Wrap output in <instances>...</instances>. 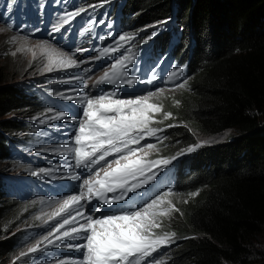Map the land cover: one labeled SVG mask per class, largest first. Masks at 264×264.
I'll use <instances>...</instances> for the list:
<instances>
[{"label": "trees", "instance_id": "trees-1", "mask_svg": "<svg viewBox=\"0 0 264 264\" xmlns=\"http://www.w3.org/2000/svg\"><path fill=\"white\" fill-rule=\"evenodd\" d=\"M27 4L0 0V23H23L31 15L18 9ZM125 11L127 27L136 32L175 18L173 34L158 31L153 37L160 49L169 47L157 50L178 58L187 74L185 87L161 110L163 122L175 126L164 127L163 142L148 158L165 159L203 137L230 135L178 162L184 175L176 174L170 197L178 211L161 218L158 234L175 233L174 243L180 244L162 264H264V250L256 248L264 235V0H127ZM2 62L0 166L24 163L26 151L50 144L43 141L49 128L42 127L52 123L58 93L66 92L58 83L63 73L54 85L43 77L15 82L23 76L15 71L13 76ZM167 113L172 115L165 119ZM22 134L26 137L19 138ZM29 180L0 174V264H8L21 242L42 232L21 229L23 222L16 219L26 204L21 202L42 191ZM43 253L30 256L27 264L45 263Z\"/></svg>", "mask_w": 264, "mask_h": 264}, {"label": "snow or ice", "instance_id": "snow-or-ice-1", "mask_svg": "<svg viewBox=\"0 0 264 264\" xmlns=\"http://www.w3.org/2000/svg\"><path fill=\"white\" fill-rule=\"evenodd\" d=\"M80 11L61 17L60 23L54 26L53 31L60 32L65 24L80 15ZM11 27L12 25H8L9 30ZM90 30V28L85 29V31ZM3 31L5 29H0V32ZM154 35L155 33H152L143 42L147 43ZM21 39L25 43L20 44L11 54L15 56L17 52H28L35 60L36 49H39L45 61L40 69L41 74L78 69L82 64L89 62L88 60L78 61L74 58L75 53L61 51L47 41L33 48L27 46V36ZM106 39L109 37H101V43ZM133 41H136L135 33H122L114 43L99 49L97 55L91 58L93 61L101 59L112 61L103 69V74L95 80L93 87L111 84L118 89L121 85L132 87L137 84L139 77L130 75L134 73L136 54L127 47ZM10 42L16 43L17 37L13 36ZM136 42L139 43V41ZM121 49L129 54L119 57L113 55ZM88 71V68L83 69L84 73ZM180 72H183V69H180ZM176 78L178 73L173 71L167 80L173 81ZM89 79L91 78L74 73L70 82H79L80 89H73V91L87 89ZM155 79L157 77L153 75L147 82L151 83ZM186 83L185 80L177 87L183 88ZM163 92L164 89L161 88L133 98H120L115 90L101 92L96 96L87 92H83L80 96L58 93L61 99L74 101L82 108L81 118L72 121L77 126L71 135L70 144L61 145L57 150L61 156H71L74 165L69 166L73 170L67 175L57 176L53 169L40 168L30 171V175L51 177L54 180L81 181L78 185L80 191L78 194L67 195L56 201V206L51 212H45L34 218L41 220L45 225L53 220L58 222L46 235L20 250L12 264H17V261L25 262L30 256L47 252L50 246L84 250L80 259H59L55 261V264H145L147 259L153 257L159 249L174 242L175 233L158 234L156 232V229L161 227V218L169 216L172 211H178L170 199L175 195L172 189L169 188L149 197L138 206V197L148 196V192L151 191L146 186L156 180L159 175L156 170L162 171L171 163V159H149L151 151L157 150V145L155 143L141 144V141L147 138L161 140L158 133L163 129L153 128L151 125L162 122L154 119V114L162 110V105L153 103L152 99L163 95ZM176 103L178 104L179 101ZM52 112V108L47 109V113ZM171 115L167 113L164 118L168 119ZM50 119L52 121L71 120L64 111L54 113ZM40 123H47V121L40 120ZM174 126L168 125V127ZM206 143L209 142L204 141L189 147L186 151L193 152ZM108 157L113 159L108 160ZM75 168L83 169L87 175L77 174L74 171ZM142 189L143 192H141ZM191 195H198V193ZM93 200L97 203L92 208H87ZM122 201L125 202V206L121 209L110 208L111 205ZM39 202L45 203L43 199ZM32 203L35 204L36 201ZM103 206H109V209L104 210ZM96 213L101 215L97 216ZM76 240L85 242L71 243ZM152 264H161V262L153 257Z\"/></svg>", "mask_w": 264, "mask_h": 264}, {"label": "rangeland", "instance_id": "rangeland-1", "mask_svg": "<svg viewBox=\"0 0 264 264\" xmlns=\"http://www.w3.org/2000/svg\"><path fill=\"white\" fill-rule=\"evenodd\" d=\"M28 4L23 6V9H18L19 12L22 13H27L28 16H32V20L28 21L31 23L32 25V21H34L35 23L39 22V26H38V31L43 30L44 26H45V21L42 20L39 15L40 13H42L44 15V11H45V7L48 3V0H36L38 2H34L32 5L29 3L31 0H27ZM35 1V0H32ZM59 6L57 3H60L59 0H49V5L50 6ZM117 4V3H116ZM121 7V4H118V8ZM114 8H116V5L114 6ZM109 8L107 9V11L102 10L103 14L107 17V20L105 21L103 27H102V32L101 34H103L105 36V34L108 32L111 36H107V37H111L112 38V34L114 35L113 32V23L108 19V13H109ZM111 11V10H110ZM96 12V21L93 24H90L89 26L91 27H95L98 31L97 25H98V12ZM35 19H38L37 21ZM30 20V18H29ZM77 19L74 20V22H70L68 24L71 25H79L78 22L76 21ZM131 21V19H130ZM28 22L25 23V26L28 25ZM170 24H172V21L168 20L166 22H164L163 24L159 25L162 26V28L166 31V30H170ZM57 24H54V26H56ZM23 25H20L17 28H13L15 26H12L11 29H8V25L6 24H0V29H5V31L0 32V59L4 62H2V65H4L5 67L9 68L13 73L14 71L16 73H18V75L23 76L19 81H15V82H33L37 77H43L40 78L42 79V82L46 81V80H50V82H48V85H54V82H58V79H54V77L60 75L63 73L64 75V79L62 82H58L63 84V86H67L68 88H72V84L70 80L72 75L75 73V69H71V70H67V71H57V72H52V73H44L41 74L40 69L43 67L44 64V57L40 54V50H36L37 51V58L35 60H33L31 53L28 52H24V53H20L17 52V54L15 56H13L11 53L16 51V49L20 46V44L23 43V39H21L22 37L27 36V41L30 44H38V43H42L47 41L49 44H51L53 47L58 48L61 51L64 52H68L65 51L63 48H59L58 43L55 40V36L59 33L62 32V28L60 30V32H55L53 31V33L50 34H42V32L36 34V35H32L28 29V27H22ZM54 26H50L51 28L54 29ZM177 26H179V24H177ZM93 30V29H92ZM154 31L150 30V33H153ZM156 32V31H155ZM162 30H160L161 34ZM89 34H91V30L89 31ZM16 36L17 37V42L16 43H11L10 39ZM115 39L114 41L117 39V37L114 35ZM129 48L131 46H128ZM122 50V49H121ZM70 53V52H68ZM15 73H13L14 76ZM61 75V77L63 76ZM91 74L88 72L87 75L85 76L86 78H89ZM60 77V76H59ZM97 78V77H96ZM93 79L92 81L96 80ZM91 80V79H89ZM77 83L79 82H74V85H76L77 87ZM62 89V88H61ZM182 90L181 88L178 89H165L163 92V95L158 96V97H154L152 99L153 103L162 105V110H163V105L164 104H168L166 103V100L169 102L170 99H174L175 95H177L179 93V91ZM69 92L65 95H73V91L68 90ZM67 103H70L71 105H76L73 103V101H68L65 100ZM70 105V106H71ZM167 112V111H164ZM67 113V112H66ZM162 111H160L159 113H155L154 114V119L157 121H162L161 123H155L152 125L153 128H159V129H163V132H165L164 127L167 126L169 124V121L166 122V124L163 122L162 119ZM68 115V114H67ZM69 116V115H68ZM76 118L79 119L81 117L78 116V114H76ZM71 118L70 121H65V120H56V121H52V123H50L49 125H46L44 128L42 127V129H48L44 131V136H43V141H48L50 142L49 145H46L43 149H41L40 151L38 150H28L24 153V155L22 157L25 158V164H20L18 162L12 163V164H3L2 166H0V174H4L7 177H12L14 179H25V178H31V181H41L44 180L45 185L50 184V180L52 179L51 177H34L32 175H30V171L32 170H39L40 168H49V169H53L54 170V174L57 176H61V175H67L68 172L72 171L73 168L70 167L69 165H74V161L72 160L71 156H61L58 154L57 150L60 149L61 145H68L70 144L71 141V128H68L65 130V126L67 124H74V118L73 116H69ZM76 119V120H77ZM57 122V123H56ZM40 123V122H37ZM41 125V124H39ZM74 129L76 128V124H74ZM73 128V126H72ZM172 130V129H171ZM161 135V134H159ZM23 138L26 137L23 134L21 136H19V138ZM230 138V135L227 133L224 136H220V137H214V138H201L198 139V143H196L193 146H196L197 144H200L204 141H208L209 143L204 144L203 146H210L215 144V142L218 143H224L226 142L228 139ZM191 146V147H193ZM202 147V146H201ZM198 147V148H201ZM189 147L183 148L179 151H176L175 153H169L170 155H168V157H166L165 159H169L171 158V156H177V154H181V153H185V154H191L192 152H187L185 151L186 149H188ZM183 151V152H182ZM155 153V150L151 151L150 155H153ZM53 154H55V156H53ZM161 156H159L160 158ZM104 163V162H102ZM58 169V170H57ZM67 170V171H66ZM74 171L76 173L81 172L82 169L80 168H75ZM54 180V179H52ZM56 182V185L52 186L51 189H54L53 192H48L44 195H39V196H32V198H28L25 201H22L21 203H26V204H22L25 205L22 207V210L19 211V214L17 215L16 219L20 221H22V228L21 229H29V230H33V229H37L38 231H42V232H36L35 236L33 237L35 240L38 238H41L43 235H46L49 230L51 229V227L53 225H55L58 221L57 220H53L50 221L49 224L45 225L43 224V222L41 220H36L34 219L37 215H43V213L45 212H51L54 207L56 206L55 202L59 201L63 198H65L67 195H72V194H78L79 192V187L78 185L80 184L81 181H77V183H75L74 180H54ZM67 184H71L73 183V185H69L67 186ZM50 189V190H51ZM164 189L162 187V185L159 186V192H163ZM43 199L45 201V203L41 204L39 201ZM36 201L35 204H33L32 202ZM95 215L99 216L98 213H96ZM157 231H159V229H156ZM15 235V234H14ZM178 237H174L173 240H177ZM32 241L30 242V240H26L25 242H21L19 244V247H17L16 252L10 257V261H8V264H12L13 259L15 258V256L19 253L20 250L24 249L26 245L35 242ZM67 242V241H66ZM180 244V242H175L174 245L176 248L178 245ZM41 247H43V245H41ZM50 249H58L56 247H49ZM256 248L260 249V250H264V235L262 237L259 238V240L256 243ZM64 249V248H63ZM59 251V249H58ZM50 253V252H49ZM74 258L70 255L68 256H64L62 257L60 255V253H56L53 252L52 253V257L51 260H49L47 262V264H55L56 260L59 259H71ZM28 258H26L25 262H21V261H17V264H27L28 262ZM37 260H43L41 259V257L37 258ZM44 261V260H43ZM40 264H46L41 262Z\"/></svg>", "mask_w": 264, "mask_h": 264}, {"label": "bare ground", "instance_id": "bare-ground-1", "mask_svg": "<svg viewBox=\"0 0 264 264\" xmlns=\"http://www.w3.org/2000/svg\"><path fill=\"white\" fill-rule=\"evenodd\" d=\"M115 3H119L121 4L122 9H115L112 8L110 0H104L98 4H91V0H64L62 3H57L59 6L54 5L50 6L49 2L47 3V6L50 8V13L52 14V17L49 16V14L47 13V17L48 19L42 14L40 13L41 17H43V20L45 21V26L43 28V30L38 31V26H39V22L35 23L34 21H32V25H30V27H28L30 33L32 35H36L40 32H42V34H50L53 33V28H51L50 26L53 24H59L61 17H65L67 16L68 13L71 12H77L80 11L81 9H84V11H80V15L76 16L75 18H73L72 22H74L75 19H77L76 21L78 22L79 25H71V24H65L62 27V32L57 34L55 36V40L58 43V45H60L61 48H63L65 51L70 52V54L72 52H74V50H78L79 54L81 56V60L80 61H84V58L86 56H90V54L92 53V48L94 46L95 49H97V52L99 49L103 48L104 42L101 43V40L97 37L101 34L102 32V27L105 23V21L107 20V17L103 14L102 10L107 11V9L109 8V13H108V19L113 23V32L114 35L118 38V36L122 33H135L136 34V41H139V43H137L136 41H133L132 44L128 45L131 46L130 48L132 49V52L136 54V64L134 66V73H130V75L134 74L139 75V73H141L142 70H150L151 72L155 69V71H160L161 74L159 76V79H163L164 78V72L169 71L168 68V61L167 59L164 57L163 53H160L157 50V44L158 42H155V38L152 36V39L148 40L147 43H144L143 40L145 38H147L149 35H151L150 31H139L136 32L135 30H131L127 27V12L125 11V7L127 5V0H113ZM66 6H69V9H66ZM58 9V10H57ZM98 12V31L95 27H91L89 26L90 24H93V21H96V12ZM46 12V8L44 13ZM9 16V15H7ZM36 21L38 19H35ZM170 21H172V24H170V30H164L162 28V26L156 27L154 30L152 31H160L162 30L161 34H166V37L169 34H173L172 29L175 28V26L172 27L175 18L172 17L170 19ZM2 23H4L3 21H1ZM1 24V23H0ZM19 26H15L13 28H17ZM23 27V26H22ZM27 27V26H24ZM90 28L91 29V34H89V31H85V29ZM160 33V32H159ZM158 33V35H160ZM112 34V36H114ZM105 36H111L108 32L105 34ZM23 43H25L24 40H22ZM113 43V41H112ZM39 44V43H38ZM35 45L37 44H30L27 41V46L28 47H35ZM156 45V46H155ZM127 46V47H128ZM159 50H164V51H168L169 47H165L163 49H160L158 47ZM39 51V49H36ZM129 53L124 51L123 49L114 53L113 55L116 57H119L121 55H128ZM97 55V53H96ZM75 58V57H74ZM97 65H95V68L98 70L97 74H99V76H101L103 74V67L102 66V59L101 60H96L94 61ZM112 61L109 60L108 64H110ZM176 62H178V58H175L173 61H171V64H175ZM88 63H84L81 65L80 68L75 69V73H80L84 76L87 75V73L83 72L84 68H88L89 70L91 69L88 66ZM100 64V66L98 65ZM143 67V68H141ZM141 68V69H140ZM89 78H91V80H89V87L87 89H83L82 91H73V89H80V83H77V87L76 85H74V82H71L69 84H72V88H68L67 86H64V91H66L65 93L67 94L69 91L71 90L73 91V96H80L83 94V92L85 91H89L91 89V85L93 83V79L92 76L90 75ZM184 82V80H182L180 83ZM172 85H174V90L178 89L179 87H177V83L176 82H172ZM110 85V89L109 92L115 90L117 91V94L120 98H133L134 96L138 95V93L136 92V88H140V81L137 82V84L135 86L129 87L127 85H121L118 89L116 88V86L114 85ZM160 88H155V86L150 85L149 87L146 88L147 93L149 91H157ZM100 93L95 92L93 96H96ZM55 101L57 102V104L52 106L57 110V112H67V114L69 116H73L74 121L77 119L76 114H78L79 117L80 116V111H77L79 108H70V103H67L65 100L61 99L59 96H57V98L55 99ZM74 102V101H73ZM75 103V102H74ZM77 104V103H75ZM78 105V104H77ZM57 123V122H56ZM75 124V123H74ZM74 124L70 123L67 124L65 126V130L68 128H71V132L70 134L72 135L73 131H74ZM73 126V128H72ZM163 133V131L159 132L158 134ZM71 137V136H70ZM163 140H159V141H155V138H147L144 141H141V144H147V143H155L156 145L162 143ZM138 147V146H137ZM198 148L195 150L197 151ZM195 151H193V153H195ZM53 156H55V154H53ZM186 157H190L187 155H183L182 159L185 160ZM24 158V157H23ZM156 159V158H155ZM171 159V158H169ZM21 164H25V163H21ZM175 165V167H171V168H164L161 172H159V175H157L156 180L153 181L155 182V188L158 187V183L161 184H166L167 185V181L169 180V176L175 174H178L180 177H182L183 171L182 168L180 167V165H178L176 162L173 163ZM157 171V170H156ZM77 174H83V175H87V173L84 172V170H82L81 172H78ZM186 175V173H185ZM24 179V178H23ZM25 179H30L29 181H31V178H25ZM33 184L35 183L37 186H41L42 191L39 193V195H44L48 192H53L54 189H51L52 186L56 185V182L54 180H50V184L45 185L44 180L41 181H32ZM75 183H77V181H75ZM81 183V182H80ZM67 186L69 185H73V183L71 184H67ZM51 189V190H50ZM80 191V189H79ZM144 190L142 189L141 192H143ZM175 191V190H174ZM38 195V196H39ZM148 198H143L142 196L138 197V206L139 204H142L145 200H147ZM93 205H95L94 203L88 204L87 207L90 209L93 207ZM125 206V202H120L117 204H113L110 206V208L112 210H119L122 207ZM160 230V229H159ZM156 232H161V231H157ZM84 240H76V241H71V243L74 244H81L84 243ZM83 249L80 250H75V249H68L67 248V253L74 257V259H80L83 256ZM44 258H47L48 260H51L52 254L49 253V251L44 252L43 253ZM165 257H167V254H164ZM73 259V258H71Z\"/></svg>", "mask_w": 264, "mask_h": 264}]
</instances>
